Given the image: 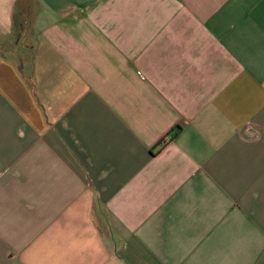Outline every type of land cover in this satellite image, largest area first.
Segmentation results:
<instances>
[{
    "label": "crops",
    "instance_id": "0c3cea01",
    "mask_svg": "<svg viewBox=\"0 0 264 264\" xmlns=\"http://www.w3.org/2000/svg\"><path fill=\"white\" fill-rule=\"evenodd\" d=\"M0 264H264V0H0Z\"/></svg>",
    "mask_w": 264,
    "mask_h": 264
}]
</instances>
